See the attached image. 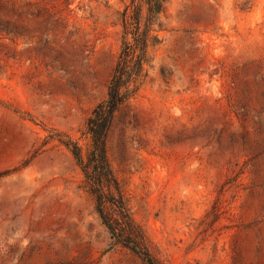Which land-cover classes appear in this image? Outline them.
I'll return each instance as SVG.
<instances>
[{
    "label": "rangeland",
    "instance_id": "rangeland-1",
    "mask_svg": "<svg viewBox=\"0 0 264 264\" xmlns=\"http://www.w3.org/2000/svg\"><path fill=\"white\" fill-rule=\"evenodd\" d=\"M130 0H0V264H145L54 134L84 152ZM107 155L163 264H264V0H170Z\"/></svg>",
    "mask_w": 264,
    "mask_h": 264
},
{
    "label": "trees",
    "instance_id": "trees-1",
    "mask_svg": "<svg viewBox=\"0 0 264 264\" xmlns=\"http://www.w3.org/2000/svg\"><path fill=\"white\" fill-rule=\"evenodd\" d=\"M170 0H130L121 14V46L108 87L107 98L98 104L85 127L91 144L86 152L70 135L54 136L73 156L82 172L86 191L93 196L96 212L111 238L145 264H163L154 254L152 243L134 219L122 187L107 155L109 130L119 109L135 98L149 78L150 51L159 47L166 31L161 15Z\"/></svg>",
    "mask_w": 264,
    "mask_h": 264
}]
</instances>
